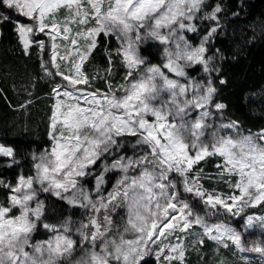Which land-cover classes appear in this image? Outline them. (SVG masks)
Returning a JSON list of instances; mask_svg holds the SVG:
<instances>
[{
	"label": "snow or ice",
	"instance_id": "obj_1",
	"mask_svg": "<svg viewBox=\"0 0 264 264\" xmlns=\"http://www.w3.org/2000/svg\"><path fill=\"white\" fill-rule=\"evenodd\" d=\"M0 8L22 52L38 49L54 98L50 146L31 153L30 174L0 179V264H186L189 247L205 240L217 254L234 247L264 259V215L253 211L264 208V127L225 116L219 99L222 0H0ZM101 36L118 46L105 49L106 67L89 71ZM149 42L160 62L143 54ZM117 58L124 74L114 83ZM0 154L20 163L12 146L0 143ZM208 157L227 191L204 186L198 165ZM54 200L87 215H65ZM257 225L262 238L247 247L244 232ZM41 228L46 238L37 239Z\"/></svg>",
	"mask_w": 264,
	"mask_h": 264
},
{
	"label": "trees",
	"instance_id": "obj_2",
	"mask_svg": "<svg viewBox=\"0 0 264 264\" xmlns=\"http://www.w3.org/2000/svg\"><path fill=\"white\" fill-rule=\"evenodd\" d=\"M210 3L221 0H209ZM225 12L222 21L225 27L217 34L214 48L225 52L227 59L221 65V75L226 79L225 84L219 83V99L228 104L225 116L239 119L246 128L255 130L264 127V0H222ZM233 11L239 12L233 17ZM0 13L3 9L0 8ZM203 27V24H202ZM14 19L5 20L0 15V143L12 146L17 152L20 163L10 164V159L0 158V179L15 183L17 175L23 170L30 174L31 150L35 147L43 149L50 146L47 132L51 105L52 78L46 77L40 64L41 56L35 45L31 53L25 55L14 32ZM193 42L198 43V35L187 34ZM202 35V33H200ZM118 46L115 37H99V45L94 51V59L88 65L91 71L93 65L102 68L107 66L105 49H115ZM147 48V51H143ZM143 54L149 56L150 62H160L161 57L154 42L142 46ZM162 51V49H161ZM124 69L117 63L113 70V82H121ZM196 75V72L192 73ZM103 75V73H101ZM58 80V77H57ZM103 80L96 83V87H103ZM31 101L21 109L18 105ZM131 154V153H129ZM216 157H208L198 165L206 174L204 185L208 188L226 189L217 172ZM99 165H97L98 167ZM208 174H212L209 178ZM225 181L227 177L223 178ZM114 182V178L112 180ZM89 186L94 183L93 178L87 181ZM111 183L107 185L109 188ZM7 190L0 186V200H4ZM54 206L65 215L74 212V219L84 218L87 213L81 208L71 209L65 202L54 200ZM120 211V210H118ZM122 215V211L120 212ZM114 219L119 220L118 216ZM37 239H43L45 232L41 228ZM191 239L195 240L196 237ZM217 244L205 240L204 245L190 246L186 254V264H217L223 258L224 264H259L257 261L244 262L237 252L229 247H219ZM147 264H156L148 259Z\"/></svg>",
	"mask_w": 264,
	"mask_h": 264
},
{
	"label": "rangeland",
	"instance_id": "obj_3",
	"mask_svg": "<svg viewBox=\"0 0 264 264\" xmlns=\"http://www.w3.org/2000/svg\"><path fill=\"white\" fill-rule=\"evenodd\" d=\"M40 38H45V37H40ZM49 55H50V49H46L45 50V52H44V54H43V59L45 60V61H47L48 60V58H49ZM59 79V78H58ZM40 150H42V149H37V148H33L32 150H31V153L33 152V151H40ZM1 157H4L5 158V156H3V154H0V158ZM6 159H10V158H8V157H6ZM99 167V166H98ZM205 186V185H204ZM206 187V186H205ZM227 187L228 186H226L225 188L226 189H221V188H208V187H206V188H208V189H218V190H221V191H227ZM108 188V187H107ZM111 188V185H110V187H109V189ZM254 212H255V214L257 215V216H259V215H264V208H261V207H259V206H256V208L253 210ZM249 214H251V213H249ZM238 219V218H237ZM243 221H240V224H239V227H241V229L243 230ZM262 238V230L260 229V227L257 225L255 228H253V229H248V230H246L245 232H244V236H243V239H244V241H245V244H246V246L247 247H251L252 246V242L253 241H258V240H260ZM235 252H237V254H239V257L243 260V256H245V255H247V256H249L250 257V259L248 260V261H244V262H248V263H251V262H258L259 264H264V259H261L260 258V256L258 255V254H255V253H251V252H247V251H245V252H243V253H241L239 250H237L236 248H234L233 249Z\"/></svg>",
	"mask_w": 264,
	"mask_h": 264
}]
</instances>
